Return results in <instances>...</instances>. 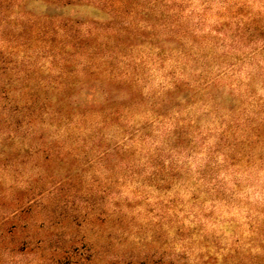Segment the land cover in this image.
<instances>
[{"label":"rangeland","instance_id":"rangeland-1","mask_svg":"<svg viewBox=\"0 0 264 264\" xmlns=\"http://www.w3.org/2000/svg\"><path fill=\"white\" fill-rule=\"evenodd\" d=\"M229 3L0 0V240L264 264V16Z\"/></svg>","mask_w":264,"mask_h":264},{"label":"clouds","instance_id":"clouds-1","mask_svg":"<svg viewBox=\"0 0 264 264\" xmlns=\"http://www.w3.org/2000/svg\"><path fill=\"white\" fill-rule=\"evenodd\" d=\"M229 6L264 16V0H230ZM30 239L26 233H17L15 237L8 235L0 240V264H43L47 259L44 248L37 244L33 246ZM96 257H100L99 252ZM100 264H104L103 260Z\"/></svg>","mask_w":264,"mask_h":264}]
</instances>
